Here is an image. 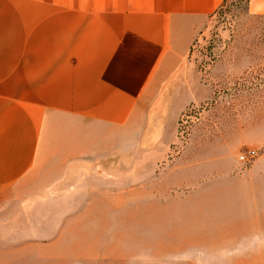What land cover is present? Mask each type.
I'll return each instance as SVG.
<instances>
[{"label": "rangeland", "instance_id": "1", "mask_svg": "<svg viewBox=\"0 0 264 264\" xmlns=\"http://www.w3.org/2000/svg\"><path fill=\"white\" fill-rule=\"evenodd\" d=\"M248 6L225 0L209 16L134 151L107 166L116 178L79 170L0 194V264H264L231 244L242 223L221 208L239 175L224 167L264 156V13ZM246 150L255 157L239 161Z\"/></svg>", "mask_w": 264, "mask_h": 264}, {"label": "crops", "instance_id": "2", "mask_svg": "<svg viewBox=\"0 0 264 264\" xmlns=\"http://www.w3.org/2000/svg\"><path fill=\"white\" fill-rule=\"evenodd\" d=\"M223 2L0 0V194L45 190L79 170L116 178L107 166L134 151ZM248 9L264 13V0ZM223 172L239 174L222 185L224 220L242 223L231 244L263 253L264 156Z\"/></svg>", "mask_w": 264, "mask_h": 264}, {"label": "built area", "instance_id": "3", "mask_svg": "<svg viewBox=\"0 0 264 264\" xmlns=\"http://www.w3.org/2000/svg\"><path fill=\"white\" fill-rule=\"evenodd\" d=\"M255 155H256V152L254 150H246V151H243L238 156V160L242 162H246V161L253 159Z\"/></svg>", "mask_w": 264, "mask_h": 264}, {"label": "trees", "instance_id": "4", "mask_svg": "<svg viewBox=\"0 0 264 264\" xmlns=\"http://www.w3.org/2000/svg\"><path fill=\"white\" fill-rule=\"evenodd\" d=\"M224 1H225V0H224ZM246 1H247V0H246ZM223 3H224V2H223ZM223 3H222V4H223ZM220 7H221V6H220ZM220 7H219V8H220ZM219 8H218V9H219ZM218 9H217V10H218ZM217 10H216V11H217ZM260 16H261V17H264V15H260Z\"/></svg>", "mask_w": 264, "mask_h": 264}]
</instances>
